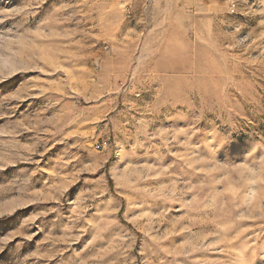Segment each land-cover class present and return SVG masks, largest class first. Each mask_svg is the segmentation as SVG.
I'll list each match as a JSON object with an SVG mask.
<instances>
[{
    "label": "rangeland",
    "instance_id": "obj_1",
    "mask_svg": "<svg viewBox=\"0 0 264 264\" xmlns=\"http://www.w3.org/2000/svg\"><path fill=\"white\" fill-rule=\"evenodd\" d=\"M144 1L0 0V264H264V0Z\"/></svg>",
    "mask_w": 264,
    "mask_h": 264
},
{
    "label": "crops",
    "instance_id": "obj_2",
    "mask_svg": "<svg viewBox=\"0 0 264 264\" xmlns=\"http://www.w3.org/2000/svg\"><path fill=\"white\" fill-rule=\"evenodd\" d=\"M135 9L142 11L141 16L144 15L149 20H156L162 14L168 15L165 10H171L169 17H174L177 14L183 20H194L197 21V13H206L208 12V6L203 7L195 0H172V1H162V0H146L144 2H136ZM164 16V15H163ZM167 16V17H168ZM156 21L149 23V25H154ZM180 24H185L182 22ZM182 31H185L184 27L180 28ZM189 31H194V29L189 28ZM154 33V31H150Z\"/></svg>",
    "mask_w": 264,
    "mask_h": 264
},
{
    "label": "built area",
    "instance_id": "obj_3",
    "mask_svg": "<svg viewBox=\"0 0 264 264\" xmlns=\"http://www.w3.org/2000/svg\"><path fill=\"white\" fill-rule=\"evenodd\" d=\"M231 7H232V11H234L236 5L235 4H232ZM107 145H108V143L106 141L105 142H102V143H99V144H97L96 149L97 150H102V149L106 148Z\"/></svg>",
    "mask_w": 264,
    "mask_h": 264
}]
</instances>
